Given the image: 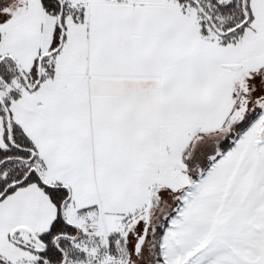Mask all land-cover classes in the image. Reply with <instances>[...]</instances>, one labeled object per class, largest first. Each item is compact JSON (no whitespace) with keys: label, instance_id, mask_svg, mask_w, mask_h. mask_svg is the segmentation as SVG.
I'll use <instances>...</instances> for the list:
<instances>
[{"label":"snow or ice","instance_id":"snow-or-ice-1","mask_svg":"<svg viewBox=\"0 0 264 264\" xmlns=\"http://www.w3.org/2000/svg\"><path fill=\"white\" fill-rule=\"evenodd\" d=\"M0 264H264V0H0Z\"/></svg>","mask_w":264,"mask_h":264}]
</instances>
